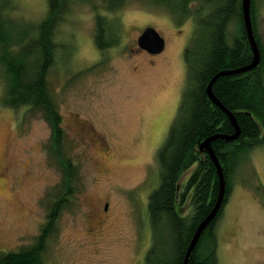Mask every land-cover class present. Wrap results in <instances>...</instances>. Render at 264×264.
Wrapping results in <instances>:
<instances>
[{"label":"rangeland","instance_id":"obj_1","mask_svg":"<svg viewBox=\"0 0 264 264\" xmlns=\"http://www.w3.org/2000/svg\"><path fill=\"white\" fill-rule=\"evenodd\" d=\"M9 1L14 21L36 26L47 16V0ZM150 7L125 0L111 12L104 0L76 3L56 34L46 80L64 130L63 152L78 180L69 207L57 210L45 264H143L151 249L148 196L159 186L158 151L185 88L192 23L176 27ZM95 13L119 26L117 46L98 49ZM254 16L264 46V0H254ZM147 28L164 39L161 52L139 46ZM3 89L0 81V99ZM50 140L41 112L0 101V256L34 245L47 224L62 180ZM229 182L216 215L214 263L264 264L263 146L246 154Z\"/></svg>","mask_w":264,"mask_h":264},{"label":"trees","instance_id":"obj_2","mask_svg":"<svg viewBox=\"0 0 264 264\" xmlns=\"http://www.w3.org/2000/svg\"><path fill=\"white\" fill-rule=\"evenodd\" d=\"M87 1L47 0V16L38 25L31 26L10 19L11 2L0 0V81L4 88L0 101L14 110L26 108L41 112L51 129V156L56 159L62 174L50 204L47 224L35 244L3 253L0 264H45L44 249L49 235L55 231L57 210L69 207L70 197L77 190L76 166L63 152L64 130L46 75L56 61L58 43L55 37L62 21L74 4ZM124 1L104 0L111 12L121 9ZM141 1L157 12L166 13L176 27L189 21L192 23L191 38L184 51L188 70L185 88L176 104L168 137L158 151L159 186L148 196L146 223L151 249L143 262L183 264L197 227L209 215L218 198L219 180L215 167L206 153H200L199 146L216 135L230 137L236 134V128L223 109L234 116L239 134L229 142L211 143L226 182L222 206L230 191L229 177L236 172L246 154L264 147V46L256 27L254 0H251V24L260 50V63L247 72L215 78L222 72L236 71L252 62L242 17V0ZM95 25L94 38L99 50L117 46V24L107 16L95 13ZM213 78L212 93L223 109L206 96V87ZM196 162L187 181L180 184L182 175ZM186 207L190 211L188 215L182 213ZM217 217L200 235L189 256V264H215Z\"/></svg>","mask_w":264,"mask_h":264},{"label":"water","instance_id":"obj_3","mask_svg":"<svg viewBox=\"0 0 264 264\" xmlns=\"http://www.w3.org/2000/svg\"><path fill=\"white\" fill-rule=\"evenodd\" d=\"M250 3H251V0H242V17H243L244 28L246 31L247 39H248L250 49L252 52V62L250 65L243 67L241 69H238L236 71L222 72V73L218 74L217 76H215V78L219 77L220 75H230V74H237V73H241V72H247V71L253 69L255 66H257L260 62V52H259V48L257 47L258 45L255 42V37L253 34V29H252V24H251ZM138 44L141 48L146 49L149 52L158 53V52H161L164 48V39L153 28H147L143 32L142 36L139 38ZM215 78H213L209 82L208 86L206 87V96L208 97V99L211 102H213L219 108H222L221 104L219 103V101L216 99V97L212 93V84H213ZM223 111L227 114L229 121L236 128V134L233 136H230V137L216 135V136L211 137L208 140L202 142L199 146L200 153H203V152L206 153L210 157V159H211V161L215 167L217 177L219 180L218 198H217V201H216L213 209L209 213V215H207V217L197 227V229L194 233V236L192 238V241L190 243V246L188 247V250L186 252L183 264H189L188 258L190 256L192 250L194 249L196 242L198 241V239H199L200 235L202 234L203 230L205 229V227L209 223H211L213 221V219L216 217V215H217L218 211L220 210V207L223 203V197H224L225 190H226V182H225V177L223 174V169H222L221 164L219 163V161H218V159H217V157H216V155H215V153L211 147V143L219 141V140H224L225 142H229V141H232L233 139H235L237 137V135L239 134V129L236 125V121H235V118L232 115V113H230L229 111L224 110V109H223Z\"/></svg>","mask_w":264,"mask_h":264},{"label":"bare ground","instance_id":"obj_4","mask_svg":"<svg viewBox=\"0 0 264 264\" xmlns=\"http://www.w3.org/2000/svg\"><path fill=\"white\" fill-rule=\"evenodd\" d=\"M250 7H251V3H250ZM218 159V158H217ZM219 161V160H218ZM223 174H224V172H223Z\"/></svg>","mask_w":264,"mask_h":264},{"label":"flooded vegetation","instance_id":"obj_5","mask_svg":"<svg viewBox=\"0 0 264 264\" xmlns=\"http://www.w3.org/2000/svg\"><path fill=\"white\" fill-rule=\"evenodd\" d=\"M106 211V209H104Z\"/></svg>","mask_w":264,"mask_h":264}]
</instances>
